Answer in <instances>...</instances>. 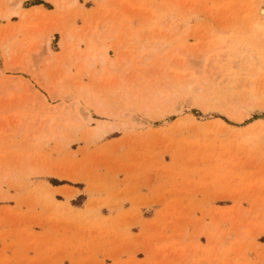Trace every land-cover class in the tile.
I'll use <instances>...</instances> for the list:
<instances>
[{
    "label": "rangeland",
    "instance_id": "374dc122",
    "mask_svg": "<svg viewBox=\"0 0 264 264\" xmlns=\"http://www.w3.org/2000/svg\"><path fill=\"white\" fill-rule=\"evenodd\" d=\"M64 6L0 0V264H264V0Z\"/></svg>",
    "mask_w": 264,
    "mask_h": 264
},
{
    "label": "bare ground",
    "instance_id": "6f19581e",
    "mask_svg": "<svg viewBox=\"0 0 264 264\" xmlns=\"http://www.w3.org/2000/svg\"><path fill=\"white\" fill-rule=\"evenodd\" d=\"M47 1H50V2H52L56 7H57V9L58 10H61V9H63V8H65V6H64V1L65 0H47ZM72 2L74 3V4H76L77 3V0H72ZM68 6H70V5H67V7ZM19 8V7H18ZM69 8V7H68ZM67 9V8H66ZM21 11V10H20ZM62 11V10H61ZM105 12V11H104ZM19 14V12H9V13H7L6 14V18L5 19H10V18H12L13 16H17ZM103 15V14H102ZM4 17V16H3ZM25 17V16H24ZM87 17V16H86ZM111 21V20H110ZM42 24V23H41ZM87 25V24H86ZM88 27V26H87ZM87 29V28H86ZM88 31H89V33H87L88 34V36H86V34H85V36H86V40H87V42L89 43V44H92V43H94L96 40H98V41H103V40H106V39H108V38H110V37H107L106 35H103V36H101V35H98V33H96V35L94 34H92V33H94V32H92V30L90 31L89 30V27H88V29H87ZM86 31V30H85ZM94 31V30H93ZM97 31V30H96ZM35 32V31H34ZM92 32V33H91ZM82 34V33H81ZM101 34V33H100ZM83 35H84V33H83ZM63 40H62V48H63V52L62 53H60V55L59 56H61L62 58L64 57V56H71L72 54V50H71V46L69 45V41H70V38L72 37H70V35L68 34V33H63ZM110 36V35H109ZM74 38H75V36H74ZM76 39V38H75ZM82 39H83V37H82ZM82 39L80 38L79 40H77V42L78 41H82ZM111 39V38H110ZM2 40V39H1ZM72 40V39H71ZM85 42V41H84ZM99 42V43H100ZM76 44V43H75ZM101 44V43H100ZM115 44H116V42H115ZM75 46V45H74ZM90 46V45H89ZM86 47V49L84 50V52H81V51H79V49L78 48H76V49H78V50H74L75 52H74V62L75 63H83V62H86V63H88L86 66H84L85 68H84V70H85V72H86V74H87V76L91 73V70H93L94 71V75H93V78H95L96 80H98L99 79V76L102 74V72H106V73H108V72H111V73H113V72H115L116 70H118L119 69V66H118V62H116L115 61V59H112V58H109L108 57V54H107V46L106 45H103V44H101V45H99V46H101V51H102V53H98L97 51H95L94 49H93V47L91 48V47ZM155 47L153 48V50H156L157 51V49H156V47H160V46H156V45H154ZM77 47V46H76ZM95 47H97V46H95ZM97 48H99V47H97ZM96 48V49H97ZM116 48V47H115ZM139 48V47H138ZM151 48V47H150ZM140 50L139 51H137L138 52V56H140V54L145 50V47H142V48H139ZM19 50V49H18ZM35 50V49H34ZM122 50V49H121ZM124 51V50H123ZM121 52V51H120ZM136 52V51H135ZM21 53V52H20ZM133 53V52H132ZM131 53V54H132ZM120 54V53H119ZM127 54V53H126ZM135 54H137V53H135ZM135 54H134V56H135ZM23 55V54H22ZM129 55V54H128ZM72 56V57H73ZM133 56V57H134ZM71 57V58H72ZM150 57V56H149ZM25 58V57H24ZM135 58V57H134ZM66 59V58H65ZM133 59V58H132ZM121 60L125 63V67H124V69L125 70H128L129 68H130V66H131V58H130V56H122L121 57ZM14 61V60H13ZM17 61V60H16ZM15 61V62H16ZM24 62V61H23ZM133 62H134V59H133ZM12 63V62H11ZM10 63V64H11ZM137 63V62H136ZM9 64V63H8ZM9 64V65H10ZM22 64V63H21ZM53 64V60L52 59H49L48 61H47V65L50 67L51 65ZM46 65V66H47ZM121 65V64H120ZM134 65V64H133ZM16 66V65H15ZM20 66V65H19ZM96 66H99V67H101V69H99V70H97L96 69ZM140 67H142V66H140ZM17 67H14V65L13 66H9V69H11V70H13V69H16ZM18 69H22L23 71H27L28 70V68H27V64H25L24 66H22V67H20V68H18ZM82 69V68H81ZM139 69V68H138ZM82 71V70H81ZM117 72V71H116ZM120 72V71H119ZM125 73V72H124ZM123 73V74H124ZM133 73V72H132ZM121 74V73H120ZM91 75V74H90ZM132 75V74H131ZM134 75V74H133ZM157 75V74H156ZM115 76V75H114ZM120 75H118V77H119ZM135 76V75H134ZM38 77V76H37ZM40 77H42L45 81L47 80V77L48 76H46V74L44 73H42L41 74V76ZM117 77V76H116ZM137 77V76H136ZM135 77V78H136ZM133 78V77H132ZM131 78V79H132ZM105 79V78H104ZM121 79H122V77H121ZM130 79V80H131ZM10 80V79H9ZM136 80V79H135ZM134 80V81H135ZM122 81V80H121ZM132 81V80H131ZM8 82H10V81H8ZM7 82V83H8ZM20 81H18L17 82V80H15V81H11V83H9L11 86H12V88H14V90H18V89H20V88H22V85L19 83ZM137 82V81H136ZM3 84V83H2ZM6 85V84H5ZM26 85V84H25ZM115 86V85H114ZM137 87V86H136ZM156 87V86H155ZM5 88V87H4ZM81 89H82V87H81ZM132 89V88H131ZM145 89V88H144ZM118 91V90H117ZM135 91V90H134ZM142 91V90H141ZM149 92V91H148ZM198 92V95H195L196 93ZM201 92H202V90H201V88H197L196 90H194L193 91V95H190V97H191V99L193 100V99H196V100H201L202 99V95H201ZM131 93V92H130ZM130 93H129V91H126V90H124V88H123V90H121L120 91V93L118 94V95H123L124 97H126V98H128V96L130 95ZM144 93H146V92H144ZM117 94V93H116ZM136 95V94H135ZM141 95V94H140ZM93 97V96H92ZM94 97H96V96H94ZM134 97V96H133ZM131 101V100H130ZM126 106H129L130 105V103L129 102H127L126 104H125ZM98 107H100L101 109H102V107H101V105L99 104L98 105ZM149 110H151V108L149 109ZM123 114V113H122ZM124 115V114H123ZM121 116V115H120ZM140 126L141 125H143V123L142 124H139ZM102 126H104V124H102ZM99 130V129H98Z\"/></svg>",
    "mask_w": 264,
    "mask_h": 264
},
{
    "label": "crops",
    "instance_id": "0c3cea01",
    "mask_svg": "<svg viewBox=\"0 0 264 264\" xmlns=\"http://www.w3.org/2000/svg\"><path fill=\"white\" fill-rule=\"evenodd\" d=\"M36 7H42V6H36ZM43 8V7H42ZM31 9V8H30ZM44 9V8H43ZM45 10V9H44ZM51 11H53V10H51Z\"/></svg>",
    "mask_w": 264,
    "mask_h": 264
}]
</instances>
